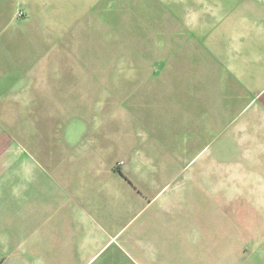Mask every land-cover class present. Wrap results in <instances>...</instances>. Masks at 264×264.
<instances>
[{
    "label": "crops",
    "instance_id": "1",
    "mask_svg": "<svg viewBox=\"0 0 264 264\" xmlns=\"http://www.w3.org/2000/svg\"><path fill=\"white\" fill-rule=\"evenodd\" d=\"M186 1L190 49L206 55L191 63L211 64L216 91L190 106L202 129L180 131L115 120L129 101L104 109L81 75L41 65L73 25L61 0H0V264H264L257 233L244 248L239 216L241 193L264 192V0ZM3 113L40 115L4 124ZM22 128L57 133L19 138ZM200 143L211 153L190 171Z\"/></svg>",
    "mask_w": 264,
    "mask_h": 264
},
{
    "label": "rangeland",
    "instance_id": "2",
    "mask_svg": "<svg viewBox=\"0 0 264 264\" xmlns=\"http://www.w3.org/2000/svg\"><path fill=\"white\" fill-rule=\"evenodd\" d=\"M176 3L177 0H61V12L67 24L73 25L63 37L64 47L48 51L41 65L49 71L81 75L79 79H82L83 88L99 89L97 100L104 109H118L129 101L130 109L125 107L122 113L115 111V120H157L164 126H174L180 131L186 130L184 127H190V122H194L202 129V119L198 118L201 115L195 118L194 113H190V106H199L196 101L201 100L203 104L205 94V99L212 100L216 81L209 76L213 74L211 64L191 63L193 58L201 60L206 55L203 50L190 49V2L180 0L178 5ZM18 16L21 18L19 28L22 31L28 29V15L20 11ZM15 39L17 42L27 40L22 35ZM18 52L22 59L25 50L20 48ZM41 65L36 67L37 72L43 71ZM155 77L159 82L157 89ZM104 89L119 92H115L114 97H106ZM122 90H130V96L126 97V92L124 95ZM144 90H152V96L145 95ZM153 90H156L155 95ZM191 90H195L194 94ZM197 94L202 98H196ZM123 99L125 103H122ZM104 109L100 117H106L104 113L107 110ZM11 115L1 114L4 124L11 119ZM38 115L40 113L12 116L26 121ZM27 131L32 136H42L44 131L49 135L51 132L52 136L57 133V130L22 128L17 130L19 138H23ZM209 153V146L203 143L190 146V158L193 157L190 171L198 169ZM202 185H196L194 189ZM241 204L239 216L241 211L244 248L255 244L249 238L252 233L258 234L260 240L257 243L259 247H264V192L241 193ZM198 212L196 218L203 223L206 214L202 208ZM193 221L196 225L195 218ZM197 242L201 244V241ZM193 259L189 261V257L178 264H201L203 257L198 260L195 256Z\"/></svg>",
    "mask_w": 264,
    "mask_h": 264
}]
</instances>
